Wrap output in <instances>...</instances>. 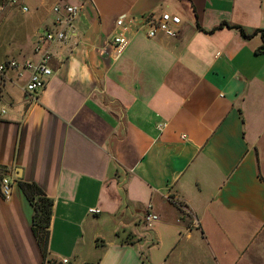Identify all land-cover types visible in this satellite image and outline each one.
<instances>
[{
	"label": "crops",
	"instance_id": "0c3cea01",
	"mask_svg": "<svg viewBox=\"0 0 264 264\" xmlns=\"http://www.w3.org/2000/svg\"><path fill=\"white\" fill-rule=\"evenodd\" d=\"M63 3L80 11L47 86L0 84V264H43L20 181L54 200L57 261L264 264V0H0V64L37 61ZM164 12L177 36L149 37Z\"/></svg>",
	"mask_w": 264,
	"mask_h": 264
},
{
	"label": "built area",
	"instance_id": "2783aa9c",
	"mask_svg": "<svg viewBox=\"0 0 264 264\" xmlns=\"http://www.w3.org/2000/svg\"><path fill=\"white\" fill-rule=\"evenodd\" d=\"M54 11L57 13V30L47 31L38 37L35 43V52L39 54L37 61L24 60L20 61L17 59H10L0 64V84L3 78H5L7 70L10 69H28L31 70V78L28 82L27 89L35 94L43 90L47 84L49 78L53 75V69L50 65L51 53L49 48L46 46L48 43H61L65 42L75 27V21L78 17L80 7L70 3L58 4L54 7ZM125 17L122 16L118 19L117 25L122 29L114 37L115 56L121 54L124 48L128 45L129 39L125 35L124 31L126 26L124 24ZM181 24V17L177 14H171L169 12L162 13L156 18L148 32L149 37H155L158 32H161L169 38L177 36L178 28ZM3 192L6 196L11 194V184L8 178L2 180ZM152 206H148V212L145 216V223L147 226H152L154 222L159 219V216L150 210ZM91 213L97 214L100 212L99 209H90ZM63 264H67L68 260H64Z\"/></svg>",
	"mask_w": 264,
	"mask_h": 264
},
{
	"label": "trees",
	"instance_id": "16d2710c",
	"mask_svg": "<svg viewBox=\"0 0 264 264\" xmlns=\"http://www.w3.org/2000/svg\"><path fill=\"white\" fill-rule=\"evenodd\" d=\"M241 31L245 36L248 35L243 29ZM19 186L34 207L32 230L42 252L43 264H63L49 257V237L54 211V200L36 182L20 181Z\"/></svg>",
	"mask_w": 264,
	"mask_h": 264
},
{
	"label": "rangeland",
	"instance_id": "374dc122",
	"mask_svg": "<svg viewBox=\"0 0 264 264\" xmlns=\"http://www.w3.org/2000/svg\"><path fill=\"white\" fill-rule=\"evenodd\" d=\"M57 44V42H55Z\"/></svg>",
	"mask_w": 264,
	"mask_h": 264
}]
</instances>
